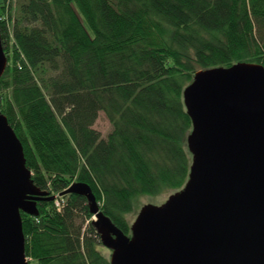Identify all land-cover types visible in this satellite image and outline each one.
Instances as JSON below:
<instances>
[{
    "label": "trees",
    "instance_id": "1",
    "mask_svg": "<svg viewBox=\"0 0 264 264\" xmlns=\"http://www.w3.org/2000/svg\"><path fill=\"white\" fill-rule=\"evenodd\" d=\"M0 39V112L46 193L37 216L21 213L28 263L110 264L86 198L60 194L88 185L130 235L137 196L180 190L183 90L199 70L264 67V0H0Z\"/></svg>",
    "mask_w": 264,
    "mask_h": 264
},
{
    "label": "water",
    "instance_id": "2",
    "mask_svg": "<svg viewBox=\"0 0 264 264\" xmlns=\"http://www.w3.org/2000/svg\"><path fill=\"white\" fill-rule=\"evenodd\" d=\"M6 65L0 42V77ZM182 95L192 126L187 181L162 204L142 206L130 235L102 214L88 185L60 195L86 198L110 264H264V67L199 70ZM8 124L0 112V264H29L20 217L37 216L46 193Z\"/></svg>",
    "mask_w": 264,
    "mask_h": 264
},
{
    "label": "rangeland",
    "instance_id": "3",
    "mask_svg": "<svg viewBox=\"0 0 264 264\" xmlns=\"http://www.w3.org/2000/svg\"><path fill=\"white\" fill-rule=\"evenodd\" d=\"M94 128L97 131H99L103 137H105L109 133V131L111 130V126H110L108 120L106 119V117L103 113H99L98 119L95 122ZM169 195H170V192L166 191V192L161 193L159 195H140V196H137L134 199V201H132L133 202V211L126 215V219L131 224L135 220V218H136L138 212L140 211V209L142 208V206H144L146 204L160 205L163 203V201H165L168 198ZM104 250H105V252H104L105 254H107V255L110 254L109 250H107V249H104Z\"/></svg>",
    "mask_w": 264,
    "mask_h": 264
},
{
    "label": "built area",
    "instance_id": "4",
    "mask_svg": "<svg viewBox=\"0 0 264 264\" xmlns=\"http://www.w3.org/2000/svg\"><path fill=\"white\" fill-rule=\"evenodd\" d=\"M55 205H56V207L59 209V205H60V202L59 201H56V203H55Z\"/></svg>",
    "mask_w": 264,
    "mask_h": 264
}]
</instances>
